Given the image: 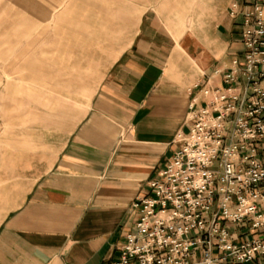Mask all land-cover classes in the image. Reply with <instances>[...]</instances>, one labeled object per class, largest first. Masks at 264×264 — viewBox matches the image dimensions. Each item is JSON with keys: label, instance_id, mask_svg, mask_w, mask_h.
<instances>
[{"label": "crops", "instance_id": "0c3cea01", "mask_svg": "<svg viewBox=\"0 0 264 264\" xmlns=\"http://www.w3.org/2000/svg\"><path fill=\"white\" fill-rule=\"evenodd\" d=\"M236 1L60 0L53 50L0 66V264H115L190 104L244 60Z\"/></svg>", "mask_w": 264, "mask_h": 264}, {"label": "built area", "instance_id": "2783aa9c", "mask_svg": "<svg viewBox=\"0 0 264 264\" xmlns=\"http://www.w3.org/2000/svg\"><path fill=\"white\" fill-rule=\"evenodd\" d=\"M232 3L244 60L194 99L188 134L149 193L115 264H260L264 260V0ZM252 231H257L253 237ZM200 256V259H199Z\"/></svg>", "mask_w": 264, "mask_h": 264}, {"label": "rangeland", "instance_id": "374dc122", "mask_svg": "<svg viewBox=\"0 0 264 264\" xmlns=\"http://www.w3.org/2000/svg\"><path fill=\"white\" fill-rule=\"evenodd\" d=\"M59 1L0 0V60H4L0 66L4 64L5 73L14 75L7 80H17L18 66H22V75L25 65L27 72L33 71L30 68L34 63L27 61L33 59L34 55L39 57L53 50V7L55 9ZM49 57L47 55L45 59L50 64ZM1 114L0 105V118ZM256 234L257 231H252L250 236Z\"/></svg>", "mask_w": 264, "mask_h": 264}]
</instances>
